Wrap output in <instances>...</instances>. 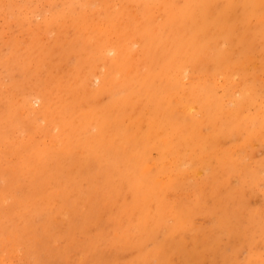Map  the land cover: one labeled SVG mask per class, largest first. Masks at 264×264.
<instances>
[{
    "label": "rangeland",
    "instance_id": "obj_1",
    "mask_svg": "<svg viewBox=\"0 0 264 264\" xmlns=\"http://www.w3.org/2000/svg\"><path fill=\"white\" fill-rule=\"evenodd\" d=\"M0 171V264H264V0H0Z\"/></svg>",
    "mask_w": 264,
    "mask_h": 264
},
{
    "label": "bare ground",
    "instance_id": "obj_2",
    "mask_svg": "<svg viewBox=\"0 0 264 264\" xmlns=\"http://www.w3.org/2000/svg\"><path fill=\"white\" fill-rule=\"evenodd\" d=\"M193 4V3H192ZM175 17V16H174ZM201 17V16H200ZM185 30H186V28H185ZM188 32V31H187ZM242 32V31H241ZM189 34V33H188ZM239 35V34H238ZM174 39V38H173ZM99 46H101V45H99ZM217 49V48H216ZM166 50V49H165ZM172 50V49H171ZM176 52V51H175ZM229 52V51H228ZM105 54V53H104ZM172 55V54H171ZM123 56V55H122ZM216 59V58H215ZM172 60V59H171ZM118 62V61H117ZM181 75V74H180ZM183 79H184V77H183ZM102 80V79H101ZM185 81V80H184ZM167 86V85H166ZM234 90H237V89H234ZM236 92V91H235ZM115 94V93H114ZM247 103V102H246ZM91 120V119H90ZM127 120V119H126ZM135 124V123H134ZM91 125V124H90ZM30 128V127H29ZM69 128V127H68ZM81 128V127H80ZM84 128V127H83ZM10 130H12V129H10ZM50 131V130H49ZM90 139V138H89ZM15 147V146H14ZM43 149V148H42ZM10 151V150H9ZM63 155H64V153H63ZM49 160V159H48ZM23 161V160H22ZM50 161V160H49ZM1 172V171H0ZM43 215V214H42ZM21 257V256H20ZM17 259V258H16Z\"/></svg>",
    "mask_w": 264,
    "mask_h": 264
}]
</instances>
